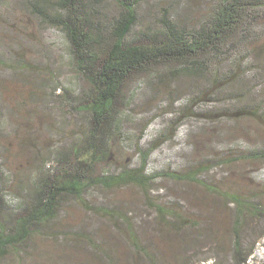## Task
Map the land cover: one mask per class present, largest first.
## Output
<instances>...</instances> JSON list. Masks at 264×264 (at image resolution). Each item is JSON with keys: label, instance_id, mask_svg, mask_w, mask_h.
Segmentation results:
<instances>
[{"label": "rangeland", "instance_id": "rangeland-1", "mask_svg": "<svg viewBox=\"0 0 264 264\" xmlns=\"http://www.w3.org/2000/svg\"><path fill=\"white\" fill-rule=\"evenodd\" d=\"M32 2L0 0V187L12 204L39 175L58 168L61 154L84 149L91 127V114L79 109L88 85L61 30L38 16ZM219 2L140 0L134 31H154L167 18L189 31L202 27ZM260 2L215 61L217 79L173 65L127 85L96 170L116 176L145 157L146 184L99 183L81 199H66L30 238L22 264H234V230L242 248L253 250L246 264H264V158L250 156L264 150ZM98 3L105 19L117 12L116 0ZM192 95L199 117H207L189 116ZM252 109L259 114L249 115ZM200 167L209 170L186 178ZM7 213L0 211L1 218ZM13 258L0 264H15Z\"/></svg>", "mask_w": 264, "mask_h": 264}, {"label": "trees", "instance_id": "trees-1", "mask_svg": "<svg viewBox=\"0 0 264 264\" xmlns=\"http://www.w3.org/2000/svg\"><path fill=\"white\" fill-rule=\"evenodd\" d=\"M116 1L117 12L108 19L104 18L98 0L32 2L38 16L61 30L68 53L88 85L81 93L79 109L91 114V127L86 147L61 154L58 168L39 175L31 192L17 203L8 202L0 187V211L8 212L4 219L0 214V260L13 254L15 264H22L21 255L30 238L39 233L40 226L56 217L66 199H81L99 183L145 185V157L138 168L124 169L116 176L96 170V163L106 154L103 145L127 101V85L139 75L173 65H179L181 73L187 75L217 79L215 61L239 39L249 10L262 3V0H220L212 19L202 27L189 31L167 18L156 30L140 33L134 31L140 0ZM186 101L189 102L186 106L189 116L207 117H199L193 95ZM248 114L254 116L259 111L252 109ZM250 156L264 158V150L253 151ZM208 170L200 167L188 171L185 176L196 180L200 172ZM230 200L245 206L235 195H231ZM253 210L258 212L257 208ZM234 237L233 263L246 264L253 250L242 248L236 230Z\"/></svg>", "mask_w": 264, "mask_h": 264}]
</instances>
